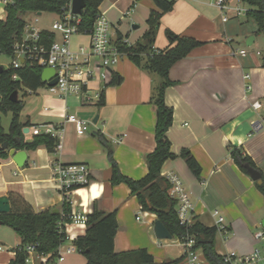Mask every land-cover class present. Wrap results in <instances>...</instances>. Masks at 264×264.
Masks as SVG:
<instances>
[{"label": "crops", "instance_id": "obj_1", "mask_svg": "<svg viewBox=\"0 0 264 264\" xmlns=\"http://www.w3.org/2000/svg\"><path fill=\"white\" fill-rule=\"evenodd\" d=\"M239 4V0L236 4L227 0V9L221 12L213 0H176L173 9L159 20L154 48L168 47L167 30L201 43L168 72L173 84L165 91V104L173 110V120L166 136L176 157L163 163L161 175H174L181 181L192 204V223L215 227V210L223 218L225 231L215 237L217 254L247 256L259 250L256 264H264V247L253 237L264 228V198L255 182L229 156V147L242 148L264 178L263 53L257 47V25L246 18L248 8ZM154 9L152 0H104L99 6L111 24L112 36L125 38L129 45L141 41ZM237 9L242 12L238 14ZM126 12L128 15L121 18ZM4 17L2 9L0 20ZM243 50L246 53L240 55ZM112 75L120 77V83L103 89L100 106L93 100L87 103L74 96L61 97L46 84L33 92L26 91L20 114V122L27 124L22 128L27 129L22 132L23 140L32 141L51 124L61 129L57 139L60 147L53 153L43 147L23 149L27 159L20 168L8 153L6 159L0 158V196L9 200L11 193L17 194L34 212H59L63 195L52 178L53 164H83L89 170L90 185L79 190L85 192V198L77 193L71 197L75 211H85L87 215L95 207L104 213L115 212L116 253L145 249L155 263L171 264L184 256L181 243L172 237L156 239L155 215L140 210L125 184H110V164L97 137L99 134L111 146L123 176L135 181L144 178L146 156L155 148V110L150 98L160 80L127 57L117 63ZM89 87L97 92L100 84L90 82ZM253 102L260 107L253 109ZM70 115L87 121L90 132L77 135L74 126L65 120ZM255 123L260 127L255 129ZM1 126L7 132L2 123ZM182 150L188 151L199 165L198 178L179 157ZM84 232L85 226H72L69 234L74 241ZM73 241L61 245L63 260L57 264H86ZM19 245L20 238L0 225V264H10ZM68 248L69 253L65 252ZM197 253L201 263L206 264L201 250ZM178 264H187L185 257Z\"/></svg>", "mask_w": 264, "mask_h": 264}, {"label": "trees", "instance_id": "obj_2", "mask_svg": "<svg viewBox=\"0 0 264 264\" xmlns=\"http://www.w3.org/2000/svg\"><path fill=\"white\" fill-rule=\"evenodd\" d=\"M104 0H84L85 8L80 15L79 31L87 33L99 13V6ZM68 0H11L5 7V17L0 20V55L12 57V46L17 41L25 25L24 17L30 13L61 14ZM155 9L150 11L147 19V30L140 42L131 45L118 46L120 52L136 66L149 74L159 77L158 85L153 89L150 103L155 110L153 152L146 156L147 174L141 180L135 181L123 176L112 157L111 146L97 134L101 146L104 148L110 164V184H125L130 195L136 201L142 212L155 215L156 220L166 228L172 238L185 240L193 239V250H201L206 264H230L224 262V255L215 251V237L219 230L216 227H206L194 221L190 225H180L176 207L177 202L170 197L171 185L161 175L163 163L176 156L170 151V142L167 139V131L173 120V110L165 104V91L173 83L168 78L171 66L185 58L193 49L201 45L200 42L184 36H179L171 31H165L168 47L163 50L154 48L155 33L159 27V20L165 13L173 9V0H152ZM247 6L245 13L247 19H252L256 25V34L264 32V0H239ZM42 37L52 36L42 32ZM117 39H121L117 35ZM261 65L264 67V54ZM2 68V67H1ZM42 70L34 64L26 63L18 69L8 68L0 73V114L11 113V120L7 132L1 126L0 119V145L6 143V150H0V158L6 159L9 149L36 150L45 148L49 153L55 151L58 140L48 134H39L33 137L31 144H25L22 128L26 123L20 122V114L24 103L22 100L12 102L10 96L14 91L23 88L26 91H35L44 86L41 81ZM17 79L13 80L12 76ZM120 77L114 75L109 85L120 83ZM102 104V95L98 106ZM1 118V116H0ZM229 156L235 165L248 175L244 166L259 171L252 160L243 152L242 148L229 147ZM179 157L184 160L188 170L194 177L200 175V167L192 155L182 150ZM260 172V171H259ZM256 189L264 198V178L261 183H255ZM72 190L69 189V191ZM10 211L0 214L2 226L10 228L19 238L20 245L15 250V258L10 264H25V247L35 245L36 253L41 255L52 254V260L56 258L58 248L67 241L64 224L70 223V201L63 196L58 213L53 210L34 212L32 208L17 194L9 195ZM117 233L115 212L104 213L93 207L91 213L86 215L84 235L78 236L73 241L75 250L80 253L86 264H167L155 263L153 257L145 249H137L116 253L114 250V238ZM184 256L171 264H178Z\"/></svg>", "mask_w": 264, "mask_h": 264}, {"label": "built area", "instance_id": "obj_3", "mask_svg": "<svg viewBox=\"0 0 264 264\" xmlns=\"http://www.w3.org/2000/svg\"><path fill=\"white\" fill-rule=\"evenodd\" d=\"M176 1V0H173ZM227 0H213L215 6L221 12H224ZM11 0H0V5L5 11L6 5ZM72 0H68L61 14H56V21L49 29L38 28L35 18L33 21H26L23 31L17 41L12 46V57L10 68L18 69L26 63L34 64L41 70L52 69L56 84L49 87L51 92L61 97L74 96L81 102H99L101 92L110 83L113 77V69L117 63L126 55L119 51L118 46L129 45L125 38L117 39L111 34V24L104 12L99 11L91 30L87 33L79 31L80 15L73 14L71 10ZM242 11L237 9V13ZM37 15H40L36 13ZM128 12L122 13L121 18L126 17ZM225 20V17H224ZM42 32L52 36V41L48 42L49 37H42ZM73 36H86L87 43L79 44L72 48L71 39ZM246 52L240 51V55ZM16 80V75L12 76ZM90 82H97L100 88L97 92L89 87ZM253 109L260 107L258 102L252 103ZM66 122L74 126L77 135L90 132L88 122L78 118L75 115L66 117ZM255 129L260 127L255 123ZM35 135L37 131L33 132ZM43 134L59 139L61 129H55L53 125L45 126ZM59 143L55 149H58ZM52 178L61 194L70 201V223L64 224V231L67 241H73V235L69 234L72 226L84 227L86 222L85 211L77 213L75 203L71 197L79 190H84L90 185V173L83 164L64 165L55 163L52 168ZM171 185L170 197L177 202L176 212L180 225H190L192 222L191 211L192 204L188 193L185 191L181 181L174 175L165 177ZM69 191V189H71ZM213 217H216V228L224 232L223 218L218 211H213ZM254 239L264 247V228L259 229L253 234ZM184 251V257L187 264H202L199 260L197 250H193V239L186 238L179 240ZM61 247V246H60ZM60 247L56 253V258L52 260V254L41 255L36 253L35 245L25 247V264H57L63 260L64 252ZM71 249L65 252L69 253ZM260 259V251L255 250L247 256H237L235 254L224 255V262L230 264H256Z\"/></svg>", "mask_w": 264, "mask_h": 264}, {"label": "water", "instance_id": "obj_4", "mask_svg": "<svg viewBox=\"0 0 264 264\" xmlns=\"http://www.w3.org/2000/svg\"><path fill=\"white\" fill-rule=\"evenodd\" d=\"M85 8L84 0H72L71 10L73 14L81 15L82 11ZM40 14V13H38ZM250 40H253L252 38ZM247 46H250L251 43H246ZM2 72V68L0 67V73ZM41 81L46 84L47 87H53L56 84V79L54 78V72L52 69H44L41 72ZM10 100L12 102L17 101V91H14ZM97 121V116L94 118L93 123ZM27 129H23L22 132H26ZM31 140L24 141L25 144H30ZM7 144L4 143L0 145V150H6ZM8 156L12 158V161L15 163L17 167H23L25 160L27 159L26 152L24 150L16 151L15 149L8 150ZM248 176L251 180L257 184L261 183V173L256 169L251 168L249 165L244 166ZM10 211L8 198L6 196H0V214H7ZM53 213H58L55 209ZM1 225V222H0ZM262 227H264V219L261 222ZM153 233L156 239L164 240L171 239V235L168 233L166 228L161 224L160 221L155 220L153 224Z\"/></svg>", "mask_w": 264, "mask_h": 264}, {"label": "rangeland", "instance_id": "obj_5", "mask_svg": "<svg viewBox=\"0 0 264 264\" xmlns=\"http://www.w3.org/2000/svg\"><path fill=\"white\" fill-rule=\"evenodd\" d=\"M233 4L237 3V0H232ZM241 8H247L244 4H239ZM1 8V5H0ZM35 18L38 19L36 26L38 28H45L49 29L50 26L53 24L54 21H56L57 17L55 14L52 13H46L43 12L40 15H37L36 13H30L24 17L26 21H33ZM259 42H258V50L259 52H262L264 54V32L259 34ZM72 42V48L78 46L79 44H86L87 43V37L86 36H73L71 39ZM11 58L6 57L4 55H0V67H2L4 70H7L10 67L11 64ZM26 96V90L21 88V90L18 91V99L22 100ZM1 116V123L7 130L10 124L11 120V113H8L7 116L0 114Z\"/></svg>", "mask_w": 264, "mask_h": 264}, {"label": "bare ground", "instance_id": "obj_6", "mask_svg": "<svg viewBox=\"0 0 264 264\" xmlns=\"http://www.w3.org/2000/svg\"><path fill=\"white\" fill-rule=\"evenodd\" d=\"M0 13L2 14V7L0 8ZM77 194L83 195V197L85 198V192L84 191H78Z\"/></svg>", "mask_w": 264, "mask_h": 264}]
</instances>
